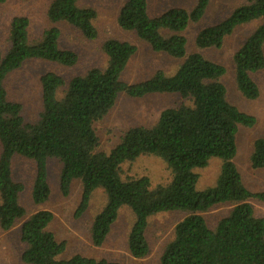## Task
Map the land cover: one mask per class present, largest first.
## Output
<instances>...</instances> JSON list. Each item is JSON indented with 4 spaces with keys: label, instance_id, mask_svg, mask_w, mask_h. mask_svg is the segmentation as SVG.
<instances>
[{
    "label": "trees",
    "instance_id": "obj_1",
    "mask_svg": "<svg viewBox=\"0 0 264 264\" xmlns=\"http://www.w3.org/2000/svg\"><path fill=\"white\" fill-rule=\"evenodd\" d=\"M209 4L210 0H196L191 10L170 7L152 17L147 0H126L117 16L118 25L134 31L153 51L181 58L175 72L168 75L158 70L141 81H123L121 74L136 46L108 38L102 45L107 57L104 68H91L68 82L54 71L39 77L42 110L32 123L24 121L20 103L8 99L5 78L27 59L71 66L78 56L59 47L57 27L51 26L40 38L30 40L27 17H12L9 48L4 54L0 50V227L8 230L22 219L20 239L25 248L21 259L26 264L116 263L81 254L61 257L65 242L58 241L48 228L52 212L39 209L27 216L19 203L23 185L12 178L14 156L35 162L31 189L35 204L49 197L47 160L51 157L61 163L59 185L64 194L73 179L81 181L79 212L88 206L95 189L104 191L106 202L90 227L96 246L104 242L119 209L127 206L134 214L127 249L131 256L142 258L149 252L145 235L148 218L160 212L183 211L186 215L175 224L159 264H264V219L254 214L249 203L251 198L264 201V191H250L233 161L239 126H252L255 118L227 100L220 82L224 66L200 52L187 53L182 34L189 22L203 17ZM46 14L51 22L74 26L87 39L97 36L92 22L96 11L78 5V0H52ZM257 19L260 23L233 54L237 88L249 99L259 94L250 74L264 70V0H247L195 37L199 49L220 47L238 25ZM120 93L135 98L175 93L190 103L161 110L152 126L129 128L110 151L98 150L94 123L110 110ZM143 154L166 162L171 174L167 183L152 186L147 176L121 177L120 165ZM211 158L221 160L219 173L213 185L200 190L194 169L206 166ZM250 161L254 168L264 167V137L255 139ZM219 203H230L232 208L211 229L201 213Z\"/></svg>",
    "mask_w": 264,
    "mask_h": 264
},
{
    "label": "rangeland",
    "instance_id": "obj_2",
    "mask_svg": "<svg viewBox=\"0 0 264 264\" xmlns=\"http://www.w3.org/2000/svg\"><path fill=\"white\" fill-rule=\"evenodd\" d=\"M52 0H5L0 3V50L4 54L9 48V23L14 16L27 17L30 40L38 39L45 29L55 26L60 31L59 47L73 50L77 62L64 66L56 62L42 59H27L19 68L12 71L4 80L8 99L20 103L21 115L25 122H35L42 110L39 77L54 71L68 82L72 77L84 75L91 68H104L107 57L102 45L108 38H115L133 43L135 53L129 59L121 74L123 81L132 83L151 77L162 70L168 75L175 72L181 58H174L162 52H156L134 31L123 30L117 22V16L126 0H78V5L92 7L96 11L93 25L97 30L95 39H87L74 26L64 22H51L46 14ZM247 0H210V4L197 22H189L182 34L186 38V52H200L207 59L224 66L225 73L220 82L226 90V98L240 111L254 116L252 126H239L236 134V154L233 161L241 175L244 185L252 192L264 191V167L254 168L250 156L255 139L264 137V70L251 73L258 86L259 94L254 99L242 95L236 85L233 54L246 37L260 23V19L238 25L227 35L220 47L199 49L195 45L196 34L204 27L220 22L232 10ZM196 0H147L148 14L152 17L160 15L170 7H183L191 10ZM164 34H168L166 30ZM264 50V46H263ZM61 94V90L59 91ZM181 103L189 104V100L181 99L175 93H151L142 97H130L120 93L110 110L99 120L94 128L98 136V150L108 152L115 147L126 130L132 127L152 126L161 110L176 107ZM221 160L211 158L207 165L195 168L198 175L197 188L205 189L215 183L219 173ZM61 163L57 158L47 160V181L50 194L41 204H35L31 197L32 183L35 175V162L22 156L12 159V178L23 185L19 193V203L26 210L27 216L39 209L52 212L53 219L48 228L58 241L65 242L61 257L81 254L93 258H104L116 264H159L165 245L172 239L175 224L186 213L183 211L160 212L148 218L145 235L149 244V252L142 258L130 255L127 249V235L134 221V214L127 206H122L116 220L104 242L96 246L91 241L90 227L94 216L106 202V195L101 188L93 191L88 206L79 212L81 200V181L73 179L68 193L64 194L59 185ZM122 178L147 176L151 185L165 184L171 174L167 164L152 154H143L120 165ZM254 214L264 219V201L251 198L249 200ZM232 204L219 203L202 212L207 225L213 229L219 219L226 216ZM22 219L8 230L0 227V264H26L21 259L25 244L20 239Z\"/></svg>",
    "mask_w": 264,
    "mask_h": 264
}]
</instances>
